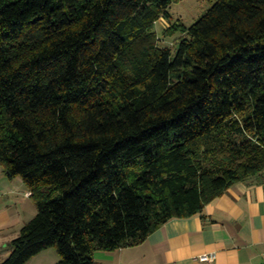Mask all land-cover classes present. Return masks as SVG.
I'll return each mask as SVG.
<instances>
[{"label":"trees","instance_id":"16d2710c","mask_svg":"<svg viewBox=\"0 0 264 264\" xmlns=\"http://www.w3.org/2000/svg\"><path fill=\"white\" fill-rule=\"evenodd\" d=\"M0 0V166L38 213L0 264L142 245L264 174V0Z\"/></svg>","mask_w":264,"mask_h":264},{"label":"crops","instance_id":"0c3cea01","mask_svg":"<svg viewBox=\"0 0 264 264\" xmlns=\"http://www.w3.org/2000/svg\"><path fill=\"white\" fill-rule=\"evenodd\" d=\"M31 201L24 181L10 179L0 166V245L5 249L11 248L21 231L14 230L19 206L27 213L25 218L37 212ZM7 251L9 257L12 249ZM46 252L28 264H49V258H40ZM120 252L121 261L128 264H264V174L231 186L201 215L173 219L142 245ZM206 254L216 260L199 261Z\"/></svg>","mask_w":264,"mask_h":264},{"label":"rangeland","instance_id":"374dc122","mask_svg":"<svg viewBox=\"0 0 264 264\" xmlns=\"http://www.w3.org/2000/svg\"><path fill=\"white\" fill-rule=\"evenodd\" d=\"M217 0H183L180 3L174 4L171 6L169 12L172 16V21H168L165 19H161L157 25H156V31L159 33L160 36V44L163 46H169L171 48H174V41L176 38H179V34L173 38H166L163 35L164 30L168 29L172 23L174 22H182L184 25L187 27L192 26L195 24L203 15L206 14V12L212 7V5L216 2ZM32 204L35 205V208L37 212L34 214L32 218H25V215L27 214L25 210L23 211L22 207L19 206L18 212H19V219L17 223L14 226V230H21L28 222H30L33 218L36 217L38 213L37 206L34 201H31ZM23 219V220H22ZM23 225V226H22ZM19 236V235H18ZM11 249V248H10ZM10 249H5L4 246L0 245V256L5 257L2 258L4 261L7 259L6 254ZM127 249V248H125ZM124 249V250H125ZM120 250H116L113 252H102L98 251L95 252L94 254V260L96 264H128L126 262H122L119 254ZM47 254V255H46ZM40 258H49V264H57L61 261L62 257L58 253L57 249L52 248L49 249L46 253L40 256ZM43 264H46L45 262Z\"/></svg>","mask_w":264,"mask_h":264},{"label":"built area","instance_id":"2783aa9c","mask_svg":"<svg viewBox=\"0 0 264 264\" xmlns=\"http://www.w3.org/2000/svg\"><path fill=\"white\" fill-rule=\"evenodd\" d=\"M216 260V256L215 255H203L199 258V261L204 262V263H213Z\"/></svg>","mask_w":264,"mask_h":264}]
</instances>
